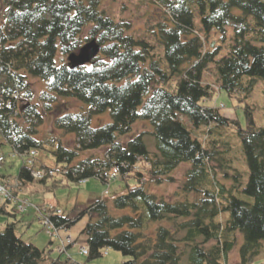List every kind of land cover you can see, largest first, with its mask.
<instances>
[{"label": "trees", "instance_id": "16d2710c", "mask_svg": "<svg viewBox=\"0 0 264 264\" xmlns=\"http://www.w3.org/2000/svg\"><path fill=\"white\" fill-rule=\"evenodd\" d=\"M162 11V18L146 35L136 36L132 23L108 15L104 0H4L6 11L0 23V134L23 159L39 148L50 149L56 167L52 188L64 181L80 183L118 169L126 192L115 196L112 205L125 211L111 212L103 198L90 202L76 218L50 214L56 228L71 227L89 214L82 229L89 246L84 262L41 249L16 234L20 219L13 210L3 212L12 220L0 223V264H93L108 248L127 257L122 264H229L237 245L238 231L245 236L241 247L243 264L260 250L264 239V127H258L253 109L246 107L247 126L221 114L219 106L203 102L218 92L215 85L239 101L249 97L264 69V0H149ZM198 19V21H197ZM233 35L226 54L220 46H208L215 30L225 40ZM88 28L87 36L84 31ZM91 39L102 45L89 63L72 69L71 53ZM60 61V62H59ZM214 70L217 83L204 80ZM47 81L35 102L31 78ZM18 92L20 97H14ZM60 97L76 98L88 111L59 112ZM110 111L111 121L93 128L91 117ZM46 114L53 118V131L75 135V146L52 138H37ZM154 125L156 152L148 150L141 133L126 143L120 136L131 131L137 119ZM209 126L202 138L192 131ZM234 126L249 168L245 185L240 171L228 170L214 128ZM56 141V142H55ZM107 147L102 156L86 151ZM225 152V151H224ZM3 155V154H2ZM32 166L22 165L14 179L23 186L35 182ZM191 162L184 181L185 200H174L150 190L153 183L172 181V172ZM218 161L223 176L235 179L227 186L217 178ZM139 165L146 168L141 170ZM143 167V166H142ZM50 176L37 182L47 184ZM9 174H0L7 182ZM12 180V179H11ZM242 186V187H241ZM242 190H241V189ZM197 195L194 200L188 193ZM243 194L240 196L239 194ZM238 194L239 196H237ZM229 213L228 218L222 213ZM164 221L169 222L164 223ZM184 235L178 237L180 231ZM202 238L201 240H198Z\"/></svg>", "mask_w": 264, "mask_h": 264}, {"label": "rangeland", "instance_id": "374dc122", "mask_svg": "<svg viewBox=\"0 0 264 264\" xmlns=\"http://www.w3.org/2000/svg\"><path fill=\"white\" fill-rule=\"evenodd\" d=\"M103 7L107 10L108 15L116 19L124 18L130 21L132 23L131 29L133 33L139 37L150 36L149 34L146 35V30L150 25L156 23L155 19L152 16H156L160 19L162 18V11L160 10V8L149 0H104ZM5 9L6 4L4 0H0V23H2L3 21L2 15L6 11ZM87 32L88 28L84 31L85 36H87ZM232 35L233 29L231 27L228 28V37L225 40L223 39L222 34L213 30L209 35V41L207 44L209 47H214L215 45L220 46V57L228 52ZM260 74L264 76V69ZM204 80L213 84L217 83L218 80L215 71L211 70L206 72L204 75ZM31 81L35 91V102H38L40 92L47 88V81L35 77L31 78ZM215 86L218 88L217 85ZM58 102L59 112H83L88 111L89 109V105L87 103L76 98L60 97ZM203 105L219 106L222 115L230 118H236L237 120H239L242 127L247 126L246 107L247 105H250L253 109L252 112L256 125L258 127H264V78H258V81L255 84L252 93L249 95V97L243 99L242 101H239L238 98L230 97L225 91L221 90L220 92H217L213 98L205 100L203 102ZM111 119L112 117L110 111L107 110L102 114L93 115L91 117V126L93 128L99 127L101 125H104L105 123L110 122ZM189 127L192 131L193 136H199L200 138H202L203 131L209 128V126H202L199 130L195 131L190 125ZM153 128L154 125L150 120L139 118L133 124L131 131H129L125 135L120 136V140L126 143L132 137L143 133L144 141L147 145L148 150L151 152H156L154 137L150 133ZM214 130L216 131L215 135H218L220 137V141L223 143L220 145V150L223 151L222 155L228 162L227 166H229L228 170L225 169V171L231 174H234L235 169L240 171L243 178L242 186H244L249 177V168L242 149L241 141L237 135L236 127L221 126L214 128ZM50 132H53L54 135H56L57 139H61L62 144L66 147L72 148L75 146V135L65 134L60 130L53 131L52 115L46 114L44 122L40 126L39 132L36 137H39L41 139H50L52 138V133ZM47 148L49 149L45 150L39 148L37 150V155L35 158L26 156L25 159H23V157L16 152L13 145L11 143H8L3 135L0 134V155L3 154L6 157L5 163L0 169V174H9V177L11 179H15L22 165H26L28 167L32 166L31 160L35 161V169H40L42 164H45L49 167H56V159L50 151L53 146L47 145ZM107 149L108 148L105 146L94 151H86L82 154L81 157L85 158L89 155L102 156L104 154V151H106ZM219 164L220 163L218 161H213V163L211 164L214 169H217V178H219L221 182L226 184L227 186H230V184H234V178L227 179L223 176L221 168L218 166ZM138 166L141 170H144L146 168V166H144L143 164H138ZM190 168L191 162L186 161L181 163L172 172V181H167L160 185L153 183L149 186L150 190L157 194L168 196L174 200H185L186 196L185 190L183 189V184L184 181L188 178L187 171ZM58 179H64V177L60 174H57L54 177H50L47 181L49 187H46L44 184L37 181L29 183L33 184L34 186H39L37 192L32 195L36 203L46 207H58L63 211L65 215L69 216H71L72 214H78L82 210V207L85 203L94 202L103 198L108 201L112 213L121 215L125 213V211L115 209L112 205V199L115 196L126 192V183L135 185L134 178H130L125 181L120 177H117L115 179H111L109 181V184H106L98 177H91L85 182L80 183L71 181L67 183V181H64L65 185H59L52 188V183ZM187 195V198H189L190 200H194L197 196L195 192L188 193ZM236 195L243 196L242 193ZM24 215L31 217L30 220L34 219V221H32L33 223H31L30 225L19 221L16 226V234L21 236L23 240L34 243L41 249L50 246L51 240L54 239L52 236H54L55 233L50 234L48 232V230L43 226V223L36 217L33 209H29V211L24 213ZM221 216L224 218H228L229 213L223 212ZM88 221L89 216L86 214L72 225V235L75 237H79L78 239H76L79 244L84 243L87 240V236L82 233L81 229L84 225H86ZM0 223L4 227L5 222L1 218ZM164 223L168 224L169 222L164 221ZM184 233L185 231H180L178 237L183 236ZM201 239L202 238H199L198 240ZM56 241L52 244L54 245L53 255L55 256L58 255V248H60V246H57L58 244H56ZM244 242V234L238 231L237 245L229 255L230 264H243L241 247ZM83 258L86 260L87 257L84 255ZM125 259H127V257L124 256L120 251L108 248L107 254L94 260L92 263L122 264ZM186 259L187 255L183 258L181 264H187ZM246 264H264V239L261 240L259 252L248 258Z\"/></svg>", "mask_w": 264, "mask_h": 264}, {"label": "crops", "instance_id": "0c3cea01", "mask_svg": "<svg viewBox=\"0 0 264 264\" xmlns=\"http://www.w3.org/2000/svg\"><path fill=\"white\" fill-rule=\"evenodd\" d=\"M38 187L39 186H34L33 184H28V185H24V186H22L20 189H18L17 190V192H16V196H17V198H23V197H28V198H30L31 199V201L34 203V204H38V203H36L35 202V200H34V197H33V195L32 194H34L35 192H37V190H38ZM40 194V193H39ZM86 204H88V203H85L84 205H86ZM14 205H15V203L14 202H7L6 204H5V207H4V210H7V211H10V210H12L13 209V207H14ZM83 205V206H84ZM2 206H1V204H0V218L1 219H3L4 220V222L6 223L7 221H9V220H12V218H10L8 215H6L5 214V211L3 212V209L1 208ZM30 209H33L34 210V213L36 214V217L39 219V216L37 215V213H36V210L34 209V208H30ZM29 211V210H28ZM25 215H22V216H18L19 217V219H21L20 221L21 222H23V223H26V224H31V223H33L32 221H34V219H31L30 220V218L31 217H29V216H25ZM74 216H76V214H72V217H74ZM85 226V225H84ZM84 226L82 227V229L84 228ZM82 229H81V231H82ZM71 237L72 238V240H73V243H70V244H68L67 242H66V239H67V237ZM54 239H52L51 240V244H50V246H48V247H50V248H52V250H53V246L54 245H52L56 240H58V241H56V244H58L57 246L59 247V246H63L64 244H65V247H66V251H65V253H64V255L65 254H67V256H70L73 260H75V261H78V262H83L85 259L83 258V254H81V252H80V248H81V246L82 245H84V244H86L87 243V240H86V242H84V243H80L79 244V242L76 240V239H78L79 237H75V236H73L72 235V227L71 228H69V229H59L58 230V232H56L55 233V235L54 236H52ZM55 237H56V239H55ZM59 238H60V242H59ZM61 240H62V242H61ZM58 242V243H57ZM37 244V243H36ZM60 244V245H59ZM58 252V251H57ZM52 254H54V250H53V252H52ZM53 256H55V255H53ZM83 258V259H82ZM230 262V261H229ZM230 264V263H229Z\"/></svg>", "mask_w": 264, "mask_h": 264}, {"label": "water", "instance_id": "95a60500", "mask_svg": "<svg viewBox=\"0 0 264 264\" xmlns=\"http://www.w3.org/2000/svg\"><path fill=\"white\" fill-rule=\"evenodd\" d=\"M102 45L96 39L86 42L78 52L68 56V62L72 69H76L91 62L101 51Z\"/></svg>", "mask_w": 264, "mask_h": 264}, {"label": "built area", "instance_id": "2783aa9c", "mask_svg": "<svg viewBox=\"0 0 264 264\" xmlns=\"http://www.w3.org/2000/svg\"><path fill=\"white\" fill-rule=\"evenodd\" d=\"M1 161H2V158H0V163H1ZM45 173H46V172L43 170V171H41V172L34 173L33 175H34V177H36V178H40V177H42ZM49 173L52 174L53 172L50 171ZM9 195H10V192H9L8 188L6 187V185L0 183V197H8ZM26 205H27V203H26V202H23L22 204L19 205V209H20L21 211L24 210L25 207H26ZM87 251H88L87 248H84V249H83V253H87Z\"/></svg>", "mask_w": 264, "mask_h": 264}]
</instances>
